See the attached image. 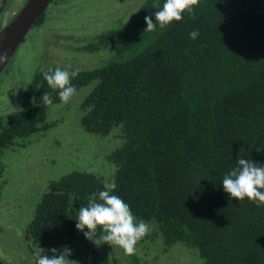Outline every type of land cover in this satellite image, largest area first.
<instances>
[{
	"label": "trees",
	"instance_id": "16d2710c",
	"mask_svg": "<svg viewBox=\"0 0 264 264\" xmlns=\"http://www.w3.org/2000/svg\"><path fill=\"white\" fill-rule=\"evenodd\" d=\"M153 2L144 0L127 23L97 32L83 49L115 54L71 81L77 91L96 80L81 105L84 127L103 136L116 130L120 139L108 156L115 165L110 181L80 171L51 181L26 236L37 249L67 248L79 264H114L76 229L79 208L114 180L113 194L137 222L153 225L146 236L166 249L195 248L202 264H264V207L231 198L222 184L239 158L264 165V0H202L194 18L185 12L166 30L144 32V17L159 10ZM46 20L44 12L32 27ZM57 67L67 66L50 68ZM48 69L36 73L23 107L0 118V153L46 127L42 95L60 102L44 79ZM2 170L0 160V176ZM128 257L141 264L136 254Z\"/></svg>",
	"mask_w": 264,
	"mask_h": 264
},
{
	"label": "rangeland",
	"instance_id": "374dc122",
	"mask_svg": "<svg viewBox=\"0 0 264 264\" xmlns=\"http://www.w3.org/2000/svg\"><path fill=\"white\" fill-rule=\"evenodd\" d=\"M143 1L51 2L45 11L46 22L30 29L0 73V118L6 119L23 107L25 91L38 71L54 65L87 70L106 65L115 50L83 47L97 32L127 23ZM26 2L6 1L0 13V30ZM95 82L78 89L67 104L60 101L50 105L43 123L46 127L15 139L0 153V262L36 264L34 245L27 238L26 229L51 181L71 171L91 172L105 183L110 181L115 165L108 156L120 145L116 130L103 136L87 130L82 123L81 105ZM149 226L151 233L153 225ZM153 240L154 236H145L136 245L141 264H202L195 248L177 243L166 249L160 238ZM92 245L114 256V264H133L118 246Z\"/></svg>",
	"mask_w": 264,
	"mask_h": 264
},
{
	"label": "clouds",
	"instance_id": "9594fccd",
	"mask_svg": "<svg viewBox=\"0 0 264 264\" xmlns=\"http://www.w3.org/2000/svg\"><path fill=\"white\" fill-rule=\"evenodd\" d=\"M201 3L202 0H165L161 7L159 0H154L153 8L159 9L153 14L156 22L153 21V15H146L144 21L147 27L144 32H156L158 28L166 30L173 21H181L185 12L194 18L195 6ZM189 36L196 40L199 30L190 32ZM6 59V53L0 54V63ZM69 68L70 66L64 69L57 67L55 71L49 68L43 72L49 87L59 90V99L65 104L76 94V88L71 81L79 74V69L69 71ZM41 98L45 106L53 104L50 92H45ZM236 165L224 175L223 190L238 201L247 198L257 207H264V165L244 158H239ZM116 188L117 184L113 180L104 185V190L94 192L88 197L87 206L78 210L76 229L97 245H100L99 240H102L110 246L122 248L125 255L132 256L137 252V243L150 233V226L144 220L137 222L129 205L121 197L113 194ZM85 228L87 231H84ZM65 249L66 254L58 252L56 248L49 249L47 251L52 253L49 256L45 249L39 247L35 252L36 264H79L78 261L68 259L71 251ZM42 253L44 254L41 255Z\"/></svg>",
	"mask_w": 264,
	"mask_h": 264
},
{
	"label": "water",
	"instance_id": "95a60500",
	"mask_svg": "<svg viewBox=\"0 0 264 264\" xmlns=\"http://www.w3.org/2000/svg\"><path fill=\"white\" fill-rule=\"evenodd\" d=\"M6 0H3V3ZM52 0H27L15 17L0 30V54L6 53L7 59L0 63V73L9 63L18 46L24 41L31 27L47 10ZM3 9L1 5L0 12ZM2 264V262H0Z\"/></svg>",
	"mask_w": 264,
	"mask_h": 264
},
{
	"label": "flooded vegetation",
	"instance_id": "af4514ba",
	"mask_svg": "<svg viewBox=\"0 0 264 264\" xmlns=\"http://www.w3.org/2000/svg\"><path fill=\"white\" fill-rule=\"evenodd\" d=\"M7 1V0H6ZM6 1L3 3V0L1 1V3H0V8H1V5L3 4V9H2V11L5 9V5H6ZM1 11V12H2ZM20 11V10H19ZM0 12V13H1ZM3 119V118H2ZM33 244V243H32ZM36 250H37V247L36 246H34V252H33V255L35 256V252H36ZM41 255H43V254H41ZM2 264H5L4 262H2Z\"/></svg>",
	"mask_w": 264,
	"mask_h": 264
}]
</instances>
